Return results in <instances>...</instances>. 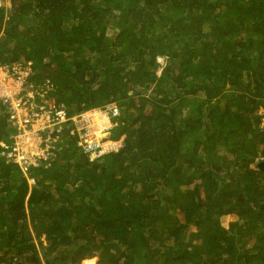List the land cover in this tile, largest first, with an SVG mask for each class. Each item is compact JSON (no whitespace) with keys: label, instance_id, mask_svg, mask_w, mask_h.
Here are the masks:
<instances>
[{"label":"trees","instance_id":"1","mask_svg":"<svg viewBox=\"0 0 264 264\" xmlns=\"http://www.w3.org/2000/svg\"><path fill=\"white\" fill-rule=\"evenodd\" d=\"M27 60L124 144L66 132L32 186L0 144V264H264V0H0V66Z\"/></svg>","mask_w":264,"mask_h":264},{"label":"built area","instance_id":"2","mask_svg":"<svg viewBox=\"0 0 264 264\" xmlns=\"http://www.w3.org/2000/svg\"><path fill=\"white\" fill-rule=\"evenodd\" d=\"M33 71L32 60L0 66V99L7 104L13 128L10 141H0L1 155L7 162L18 164L31 186L37 182L31 168L52 164L64 145L66 132L76 138L78 147L90 160L119 150L122 139L108 138L113 117L119 113L117 105L69 114L65 104L50 96L53 83L47 80L42 88L28 81Z\"/></svg>","mask_w":264,"mask_h":264},{"label":"rangeland","instance_id":"3","mask_svg":"<svg viewBox=\"0 0 264 264\" xmlns=\"http://www.w3.org/2000/svg\"><path fill=\"white\" fill-rule=\"evenodd\" d=\"M159 61H160L162 64H164V63H165V58H164V57H160V58H159ZM160 72H161V68L158 70V73H160ZM259 113L263 115V108H262V107L259 108ZM263 125H264V117L261 118V121H260V123L257 124V126H263ZM260 159H261V157H258V158H257V160H260ZM252 166L255 167V166H256V163H253ZM198 181H200V180H198ZM177 211H181L179 206L177 207ZM236 218H237V216H235V215H227V216H225V217L222 218V221H223V223H224L225 225H228V224L230 223L231 220L236 219ZM44 239H45V238H44V236H43V237H42V240H44ZM45 243H46V241H45ZM41 253H42V252H41ZM96 258H97V257H96ZM97 260H98V259H97ZM97 260H96V264H97ZM84 262H85V261H84ZM81 264H82V261H81ZM83 264H84V263H83Z\"/></svg>","mask_w":264,"mask_h":264},{"label":"clouds","instance_id":"4","mask_svg":"<svg viewBox=\"0 0 264 264\" xmlns=\"http://www.w3.org/2000/svg\"><path fill=\"white\" fill-rule=\"evenodd\" d=\"M109 104H115V105H117L115 102H112V103H109ZM106 106V105H105ZM104 107V106H103ZM103 107H98V108H103ZM118 107V106H117ZM119 108V107H118ZM263 108V112H264V107H262ZM91 109H96V108H91ZM87 110H89V109H87ZM116 117V116H115ZM113 123H114V125H113V127L111 128V129H109V136H108V138L109 139H111V140H120V139H122V142H123V144H124V136H121L120 138H114V137H112V134H111V130L114 128V126H115V119H114V117H113ZM123 147V145L119 148V150L121 149ZM119 150H117V151H112V152H109V153H113V152H118ZM109 153H106V154H109ZM105 154V155H106ZM105 155H103V156H105ZM87 156V155H86ZM103 156L102 157H100V158H98V159H95V160H90V158H89V156H87L88 158H89V160L90 161H96V160H99V159H101V158H103ZM261 160H263V159H260V160H258L257 161V166H258V162H260ZM259 168V167H258ZM260 169V168H259Z\"/></svg>","mask_w":264,"mask_h":264},{"label":"water","instance_id":"5","mask_svg":"<svg viewBox=\"0 0 264 264\" xmlns=\"http://www.w3.org/2000/svg\"><path fill=\"white\" fill-rule=\"evenodd\" d=\"M258 167L264 171V159L258 162Z\"/></svg>","mask_w":264,"mask_h":264},{"label":"bare ground","instance_id":"6","mask_svg":"<svg viewBox=\"0 0 264 264\" xmlns=\"http://www.w3.org/2000/svg\"><path fill=\"white\" fill-rule=\"evenodd\" d=\"M90 264H94L93 262H91Z\"/></svg>","mask_w":264,"mask_h":264},{"label":"crops","instance_id":"7","mask_svg":"<svg viewBox=\"0 0 264 264\" xmlns=\"http://www.w3.org/2000/svg\"><path fill=\"white\" fill-rule=\"evenodd\" d=\"M95 262V261H94ZM95 264H96V262H95Z\"/></svg>","mask_w":264,"mask_h":264}]
</instances>
